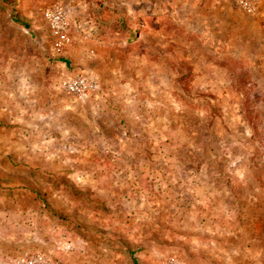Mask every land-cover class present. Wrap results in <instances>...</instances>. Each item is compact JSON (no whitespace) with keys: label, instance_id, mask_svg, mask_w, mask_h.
<instances>
[{"label":"rangeland","instance_id":"1","mask_svg":"<svg viewBox=\"0 0 264 264\" xmlns=\"http://www.w3.org/2000/svg\"><path fill=\"white\" fill-rule=\"evenodd\" d=\"M29 257L264 264V0H0V264Z\"/></svg>","mask_w":264,"mask_h":264},{"label":"built area","instance_id":"2","mask_svg":"<svg viewBox=\"0 0 264 264\" xmlns=\"http://www.w3.org/2000/svg\"><path fill=\"white\" fill-rule=\"evenodd\" d=\"M48 15L51 18L53 25L59 29L67 28L65 20V12L61 7H53L48 9ZM73 84L79 89V91H87L94 87L92 80H89L84 75H78L73 79ZM42 260L39 257H29L26 259V264H39Z\"/></svg>","mask_w":264,"mask_h":264}]
</instances>
